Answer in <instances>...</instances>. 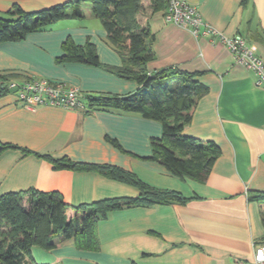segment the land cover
<instances>
[{"label":"crops","instance_id":"0c3cea01","mask_svg":"<svg viewBox=\"0 0 264 264\" xmlns=\"http://www.w3.org/2000/svg\"><path fill=\"white\" fill-rule=\"evenodd\" d=\"M68 1L0 0V13L15 4L36 11ZM186 1L224 35L242 34L264 58V0ZM80 7L85 24L79 29L55 24L53 30L0 43V74L18 80L48 78L76 86L83 93L137 90V81L118 77L104 67L56 62L63 54V41L71 36L77 44L95 43L101 62L122 63L91 5L83 2ZM164 16L165 11L139 15L155 36L156 57L149 70L196 73L195 79L207 91L198 98L184 133L214 141L220 155L205 181L181 179L148 158L153 152L152 138L163 133L160 121L117 110L86 112L50 105L30 109L13 93L1 97V142L78 162L119 166L152 186L189 198L186 203L114 210L98 223L100 249L81 250L72 240L49 250L34 246L37 264H235L237 259L248 264L254 254L253 242L263 240L264 195L251 196L264 193V87L256 85L254 72L235 63L218 35L195 36ZM29 188L57 191L72 206L140 194L136 186L96 171L58 169L48 159L19 148L4 150L0 154V194Z\"/></svg>","mask_w":264,"mask_h":264},{"label":"trees","instance_id":"16d2710c","mask_svg":"<svg viewBox=\"0 0 264 264\" xmlns=\"http://www.w3.org/2000/svg\"><path fill=\"white\" fill-rule=\"evenodd\" d=\"M83 2L89 3L93 15L100 19L107 40L120 55L122 63L109 65L101 62L95 43L87 40L84 44H77L71 36L63 41V54L56 57V62L104 67L118 77L139 83L137 90L126 94L84 93L85 111L117 110L160 121L163 133L152 138L153 152L148 158L158 161L181 179L205 181L221 153L220 147L212 140L187 135L184 129L192 120L198 98L207 88L195 79L196 73L170 68L155 73L149 70V63L156 57L153 47L155 36L150 27L139 19L145 10L144 0H71L36 11H26L15 4L7 12L0 13V43L24 40L30 33L50 30L64 19H82L84 12L80 4ZM149 2L151 12L156 13L166 11L169 0ZM0 80L1 98L11 93L10 81L30 79L18 80L14 76L10 78V75L0 74ZM107 139L121 148L116 139L109 136ZM9 148H19L25 153L46 158L58 169L96 171L136 186L140 194L72 206L57 191L29 188L2 193L0 264H37L32 255L34 246L49 250L67 240H72L78 249L96 251L100 249L98 223L110 212L128 206L186 203L189 200L179 191L152 186L136 173L119 166L78 162L67 156L55 157L0 141V154ZM262 194L256 192L251 199ZM262 219L264 223V209Z\"/></svg>","mask_w":264,"mask_h":264},{"label":"built area","instance_id":"2783aa9c","mask_svg":"<svg viewBox=\"0 0 264 264\" xmlns=\"http://www.w3.org/2000/svg\"><path fill=\"white\" fill-rule=\"evenodd\" d=\"M164 17L166 21L188 28L195 36L218 35L221 42L232 52L235 63L254 72L256 85L264 87V58L249 46L242 34L224 35L203 18L196 6L186 0H169ZM9 88L17 101L30 109L48 105L86 109L84 93L78 87L64 82L35 77L24 82L12 80ZM253 246V258L248 264H264V241L255 240ZM235 264L246 263L237 259Z\"/></svg>","mask_w":264,"mask_h":264},{"label":"rangeland","instance_id":"374dc122","mask_svg":"<svg viewBox=\"0 0 264 264\" xmlns=\"http://www.w3.org/2000/svg\"><path fill=\"white\" fill-rule=\"evenodd\" d=\"M149 3H150L149 0H144L145 10L143 13L140 14V16H145V14H147L148 11H151L150 7H149ZM140 21H141V19H140ZM82 22L83 21L81 19H64V20L58 22L56 26H63V28H65V29H69V28L79 29L82 26H84L83 24H85ZM141 22L143 23V21H141ZM53 27H55V26L54 25L52 26V30H53Z\"/></svg>","mask_w":264,"mask_h":264}]
</instances>
